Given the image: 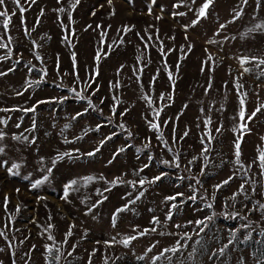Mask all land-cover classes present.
Returning <instances> with one entry per match:
<instances>
[{"label": "rangeland", "instance_id": "374dc122", "mask_svg": "<svg viewBox=\"0 0 264 264\" xmlns=\"http://www.w3.org/2000/svg\"><path fill=\"white\" fill-rule=\"evenodd\" d=\"M203 2L79 0L73 9L70 0H36L34 4L20 0L25 8L22 22L17 7L5 0L0 10L6 9L11 20L7 28L0 23V42L8 45L0 48V57H8L0 59V72L6 73L0 76V109L20 110L0 111V120L7 121L0 123V131L5 133L0 140L4 148L0 161H7V167L12 163L20 167L13 170L15 175L0 167V230L5 233L0 236V264H47L49 260L52 264H170L169 258L171 264L264 263V212L250 211L257 201L264 203V175L258 159L264 151V108L247 119L264 105V64L257 67L258 61L240 62L243 57L264 59V31H249L264 23V0H247L246 4L243 0H213L206 17L192 25ZM60 8L65 11H55ZM234 9L243 11L233 21ZM221 24L226 27L220 29ZM125 26L131 31L125 32ZM101 33L107 35L102 38ZM161 47L166 55L161 54ZM100 49L97 62L94 57ZM137 57L142 58L138 61ZM41 77L38 86L25 91L26 80ZM237 84L243 87L238 90ZM73 88L83 98L78 99ZM161 93L163 100L159 99ZM245 93V120L240 121L239 100ZM61 97L68 99H52ZM89 99L95 108H88ZM41 100L51 102L37 104ZM33 105L35 112L22 111ZM85 108L86 113L72 119ZM155 111H159L158 118ZM206 120L211 123L206 125ZM148 121L158 123L159 130L150 128ZM241 123L247 124V130L239 127ZM217 128L221 130L217 132ZM161 135L163 140L158 138ZM107 136L112 138L99 152L86 155ZM238 138L243 168L235 164L234 141ZM204 147L209 149L204 153L207 162L201 155ZM120 148L125 150L113 159ZM64 152H72V158L53 165L56 155ZM165 160L170 163L164 164ZM47 168H52L51 173L44 170ZM233 173L238 174L229 184L218 190L213 187ZM161 174L159 181L148 183ZM45 175L47 181L31 188ZM88 176L95 179L85 182L83 178ZM116 177L125 183H109ZM73 179L79 181L74 186L77 190L62 199L64 185ZM140 179L146 180L143 187ZM245 180L249 181L245 192L238 193ZM190 185L196 189L195 201L188 199L193 195ZM141 191L144 195L137 200ZM176 193L183 197L165 202V197ZM233 193H238L235 200L229 199ZM172 203L178 207L167 220ZM124 205L127 209L117 213ZM214 213L197 236L198 227L188 221ZM225 213L239 215L230 219ZM153 216L160 224L151 222ZM49 224L53 227L45 231ZM152 227L157 231L137 235ZM69 228L72 234L64 243ZM237 229V239L224 254L212 257L228 243L229 230ZM185 232L192 236L187 247L153 262L152 257L175 246L177 240L183 244ZM49 235L54 239H48ZM134 235L137 239L127 247L119 243ZM45 245L53 248L51 256ZM152 245L155 247L147 252ZM57 254L58 262L53 259Z\"/></svg>", "mask_w": 264, "mask_h": 264}, {"label": "snow or ice", "instance_id": "6c2138e0", "mask_svg": "<svg viewBox=\"0 0 264 264\" xmlns=\"http://www.w3.org/2000/svg\"><path fill=\"white\" fill-rule=\"evenodd\" d=\"M11 2L17 7V9L19 10V12L21 13L22 22H23V13L25 12V8L22 7V6L20 5V0H11ZM35 2H36V0H31V3L34 4ZM57 2L59 3L60 0H57ZM108 2H109V4H111L112 0H108ZM181 2H183V0H181ZM194 2H195V0H193V3H194ZM258 2H259V0H258ZM78 3H79V0H74V2H72V0H70L71 7H72L73 9L76 7V5H77ZM212 3H213V0H204V2L202 3V5H201V6L197 9V11H196L197 18L191 22L192 25L197 24V23L199 22V19H200V18L206 17V15H207V9L210 7V5H212ZM243 3L246 4V3H247V0H243ZM4 5H5V0H0V8H3ZM175 6H178V5H174V7H175ZM55 11L63 12V11H65V9H64V8H60V9H55ZM242 11H243V9H240L239 11H237V10H235V9L233 10V21L236 20V19H238V18L240 17V15L242 14ZM42 13H43V10H41V14H42ZM13 14H14V13H13ZM178 14H179V15H185V13H178ZM68 15H69V20H71V13L69 12ZM93 15H95V13H93ZM0 17H4V18H5V19H3V20H0V23H2L3 26H4L5 28H7V27H8V24H9V22H10V20H11V16L9 15V12H8L6 9H4V10H0ZM158 18H159V17H158ZM230 22H232V21H230ZM88 27H91V25H89ZM96 27H97V28H100V25H97ZM185 27L187 28L188 26L186 25ZM225 27H226L225 24H221V25H220V29H223V28H225ZM257 29H259L260 31H264V23L256 24L253 28L249 29V31H250V32H251V31H256ZM123 30H124L125 32H127V31H131V29L128 28L127 26H125ZM218 32H219V29L217 30V33H218ZM106 35H107V33H101V37H102V38H103V36H106ZM138 35H139V34H138ZM0 39H2V38H0ZM141 39H143V37H141ZM185 39H187V37H185ZM9 40H10V38H9ZM65 40H66V41L68 40V37H67V36H65ZM149 40H151V36H149ZM208 42H209V43H216L215 40H209ZM6 47H8L7 44L0 42V48H6ZM191 47H192L191 45L188 46L189 50L191 49ZM145 48H147V43L145 44ZM10 51H11V50L9 49V52H10ZM102 51H103L102 49L98 50L97 53H96V56L94 57V59H95L97 62L101 59V52H102ZM160 51H161V54H162V55H166V54L164 53V51H163V47H161ZM169 51H171V49H169ZM206 51H207V50H206ZM74 55H75V54H73V58H74ZM104 55L106 56V55H108V53H104ZM7 58H8L7 56H5V57H0V59H7ZM141 58H142V57H137V60L139 61ZM37 59H40V57L37 56ZM211 59H212V57L209 55V56H208V61H211ZM249 60H252V61H258V63H257V67H259V65L264 64V59L259 58V57H257V56H252V57H250V58H249V57H243V58H241V59H240L241 65L247 63ZM204 63H207V61H205ZM121 67H123V65H122ZM178 67H179V65H177V68H178ZM9 71H12V69H9ZM134 71H142V69H134ZM202 71H203V68H202ZM244 71L247 72V71H250V69L245 68ZM43 72H44V76H46V75H47L46 70H43ZM96 74L98 75V65H97ZM3 75H6V73L0 72V76H3ZM168 78H169L170 81L172 80V73H171V71L168 72ZM78 79H79V78H78V76H77V80H78ZM154 79H155V78H154ZM42 80H43V77H41V80H26L25 83H26L27 87L25 88V91H27L28 88H31V87L34 86V85L38 86V85L42 82ZM153 82H154V81H153ZM173 83H174V81H173ZM87 86L90 88V87H91V83H88ZM236 86H237V89H238V90H239L240 88L243 87L242 85H239V84H237ZM85 90H86V89H85ZM71 91H73V92L76 93V96H77L78 99L83 98V97H81L80 93L76 91L75 88L71 89ZM22 94H23L22 92H17V95H22ZM244 97H246V93H245V94H241V97H240V100H239L240 107H239V109H238V113H237V115H238L240 121H244V120H245L246 110H245V108H244V104H245V99H244ZM144 98L148 100V103H149V104L152 103V101H151V99H150L149 97H144ZM164 98H165V97H164V94L161 93L159 99L163 100ZM52 99H53V100H58L59 102H63L64 100L68 99V97L52 98ZM113 99H116V98L114 97ZM169 99H171V97H169ZM49 102H51V101H43V100H41V101H37V104H43V103H49ZM102 102H103V101H101V103H102ZM185 107H187V105H185ZM88 108H95V105L92 104V102H91L90 99H89V103H88ZM88 108H85V109H84V112H77V113H76V116L72 117V119H76V117L82 116L84 113H86V112L88 111ZM262 108H264V105H260L259 107H257V108L255 109V111H253V112L251 113V115H249V116L247 117V119H248V120H251L253 117L256 116L257 112L261 111ZM17 110H20V109H16V108H12V109H7V108H5V109H0V111H4V112H8V111H17ZM22 111H24V112H26V113H27V112H35V111H36V105H33V106L30 107V108H24V109H22ZM112 111H113V114H115V111H116L115 106H113ZM125 111H127V109H126ZM154 114H155V116H156L157 118L159 117V111H155ZM121 115H124V113H121ZM109 122H111V120H109ZM0 123H5V124H6L7 121H5V120H0ZM148 123H149V127H150V128H152V129H154V130H157V131L159 130V124H158V123H156V122H152V121H148ZM165 123H167V121H165ZM209 123H211L210 120H206V121H205V124H206V125L209 124ZM16 126H17V127H20L19 124H17ZM33 127H35V125H33ZM65 127H68V125H66ZM100 127H101V125L98 124V125L96 126V130L98 131V130L100 129ZM120 127L123 128L124 126L121 124ZM239 127H240L241 129L247 130V124H246V123H241ZM220 130H221L220 128H217V129H216L217 132H219ZM235 130H236V129H234V131H235ZM173 131L175 132V129H174ZM187 134H188L187 132L184 133L185 136H186ZM4 135H5V133L2 132V131H0V140H2V139L4 138ZM112 135H115V133H113ZM131 135H132L131 132H129V136H131ZM208 135H209V140H211V135H210V133H209ZM80 138H81V137H77V139H80ZM111 138H112V136H107V137H105L104 140H101V141H100V146L96 147V148L94 149V151L86 153V155L89 156V157L94 156L97 152L100 151V147H102V146L104 145V143H105L107 140H110ZM158 138L161 139V140H163L162 135H161L160 137H158ZM241 138H242V137H241ZM241 138H238L236 141H234L235 157H236V159H235V164L240 165V167L243 168L244 165L242 164V162H241V160H240L241 152H240V143H239V139H241ZM14 139H20V137H14ZM25 139H26V138H25ZM261 139H264V137H262ZM64 142H65V143H71V141H68V140H65ZM164 143L167 144L166 141H165ZM201 143H203V139H202ZM145 147L147 148L148 145L146 144ZM124 150H125L124 148H120V149H118L117 152L113 154V159H115V156L118 155L119 152H122V151H124ZM168 150L171 151V149H168ZM76 151L78 152L79 150L77 149ZM137 151H140V150L137 149ZM208 151H209V149H208L207 147H204V148L202 149L201 155L204 156V153H206V152H208ZM3 152H4V148H3V147H0V153H3ZM65 157L72 158V152H64V153H59V154H57L56 157L54 158V160L52 161L53 165H55V163H56L57 161L63 160ZM149 159H151V157H149ZM193 159H195V157H194ZM207 159H208L207 156H204V160H205L206 162H207ZM258 159H259V161H260L259 166H260V168H261V174L264 175V151H260V154H259ZM41 160H43V158H41ZM255 162H256V161H253V163H255ZM108 163H112V160H110ZM163 163H164V164H169L170 162L165 160V161H163ZM191 163H192V161H189V164H191ZM7 164H8L7 161H0V167H7ZM19 167H20L19 164H17V163H12L10 167H7V171L9 172V174L15 175V174H17V173L14 172L13 170H14V169L18 170ZM144 167L146 168V167H148V165L146 164V165H144ZM175 167L178 168V167H179V164L176 163V164H175ZM248 168L250 169V168H251V165H248ZM44 170L47 171L48 173H51L52 168H47V169H44ZM142 170H143V169H141L140 171H142ZM203 172H204V169L202 168V169H201V174H203ZM137 174H138V173H137ZM237 174H238V173H233V175H230L227 179L221 181L219 184H216V185H214L213 187H214L215 189H217V190L220 189V188H222L223 186L229 184V182H230V181L233 179V177H234L235 175H237ZM162 175H163V174H161V175H159V176H155V177H153L151 181H148V183H155L156 181H159V180L161 179V176H162ZM83 179H84L85 182H88V181H91V180H93V179H95V178L92 177V176H88V177H84ZM101 179H103V177H101ZM180 179H183V177H180ZM47 180H48V176L45 175V176H43L42 179H38V180H36L34 183H32V184H31V188H36V187H38L40 184H43V183H44L45 181H47ZM145 182H146L145 179H140V180L138 181V183H139V185H140L141 187H143V185L145 184ZM78 183H79V181H78L77 179H73V180L69 181L67 184H65V185H64V196L62 197V199L67 200L68 195H69V192H70V191H75V190H77L74 186H76ZM109 183H111L113 186H115V185H117L118 183H125V181H123L120 177H116L115 179H113V180L110 181ZM127 183H132V184H133V187H135V182H131V181H129V182H127ZM197 183H199V180H197ZM246 183H249V181H248V180H245V182L242 183V184L240 185V187H239V189H238V193H244V192H245V184H246ZM251 183L254 184L255 182L252 181ZM190 188H192V190H193V195L190 196L188 199L195 201V200L197 199V196L195 195L196 189H195V187L192 186V185H190ZM106 190H108V189H106ZM17 191H19V190L17 189ZM253 191H255L254 188H253ZM238 193H233V196L230 197L229 199H231V200H235V198H236V196H237ZM129 195H131V194L129 193ZM143 195H144V192L141 191V192L139 193V195L136 197V199H137V200L140 199V197H142ZM177 197H183V193H176L175 195L167 196V197H165L164 199H165V202H168V201H173V202H174V201L177 200ZM213 198H214V197H213ZM134 202H135V201H130V203H134ZM183 202H184V201L181 200V203H183ZM6 203H7V197H5V204H6ZM206 206H207L208 208H212V204H207ZM225 206H227V204H225ZM127 207H128L127 205H124L123 208H119V209H117L116 211H117V213L122 212V211H125V210L127 209ZM177 207H178V205H177L176 203H172V204H171V207H170L169 211L166 213V219H167V220H170V219L172 218V215H173V211H172V209H175V208H177ZM257 209L262 210V212H264V203H260L259 201H257L256 205H254L253 209H250V211H252V210H257ZM89 211H91V209H89ZM214 215H215V213H214L213 215L206 216L204 219H197V220H195L194 222H193V221H188V223H189V224L195 223V225H196V226L198 227V229H199V231H197L195 234H196L197 236H199V234H200L201 232H203V231L205 230V228L208 226L206 222H207V221H211V220L213 219V216H214ZM224 215L227 216V217L230 218V219H234V218H235L236 216H238L239 214H238V213H235V214H228V213H225ZM151 222H152L153 224H160V220H159V218H158V217H155V216H153ZM115 225H116V214L113 215V227H115ZM248 226H249V225H243L242 227L247 228ZM51 227H53V226H52L51 224H49V225L47 226V228L45 229V231H47V230L50 229ZM176 227L179 228V227H181V225H176ZM133 231H136V229H133ZM149 231H151V232H155V231H157V229H156V227H152L151 229H147V228H146V229H144L143 232H137V235H138V236H143V235H146ZM237 231H238V229H237V230H229V232H230V237H231V238L228 240V243H227V244H224L223 247L219 248L216 252H214V253L212 254V257H216V256H219V255H223V254H224V252H225V250L228 248V246H229L230 244H232L233 241H234L235 239H237V235H236ZM71 234H72V233H71V228H69V231L65 234V241H64V243H67V237L70 236ZM163 234H164V233H161V235H163ZM4 235H5L4 231H3V230H0V236H4ZM137 235H134V236H126V237H124L123 239H121V240L119 241V243H121V244H123L125 247H127V246L130 244V242H131L132 240L137 239ZM169 235H172V233H169ZM5 239H7L6 236H5ZM48 239L51 240V239H54V238H53L51 235H49V236H48ZM181 239L185 241L183 244L181 243L180 240H177L176 243H175V246L170 247V248H164V249L159 253V255L152 257L153 262H155L156 260H159V259H161L162 257H164V256H165V253L171 252V253H173V254H176L177 252H180L181 249H183V248H185V247L188 246V245H187V241L191 240V239H192V236H190L188 233L185 232V233H183V235L181 236ZM112 241L115 242V237L112 238ZM105 243H109V242L106 241ZM33 247H35V246H33ZM73 247H74V246H73ZM154 247H155V245H152V247H149V248L147 249V252H151L152 249H153ZM45 249H46L48 255L51 256V255H52V252H53V248H52V247H49L48 245H45ZM0 251H3V249H0ZM55 251H56L57 253H59V248H55ZM147 252L145 253V255H147ZM69 255H71V253H69ZM262 255H264V253H262ZM190 256H191V254H190ZM212 257H210V259H211ZM53 259H54L55 261L58 262L59 259H60V255H59V254L55 255V256L53 257ZM140 259H143V257H140ZM169 261H170V264H171V258H169ZM47 264H52V261H50V260L47 261ZM181 264H183V262H181Z\"/></svg>", "mask_w": 264, "mask_h": 264}, {"label": "trees", "instance_id": "16d2710c", "mask_svg": "<svg viewBox=\"0 0 264 264\" xmlns=\"http://www.w3.org/2000/svg\"><path fill=\"white\" fill-rule=\"evenodd\" d=\"M258 264H264V263H258Z\"/></svg>", "mask_w": 264, "mask_h": 264}]
</instances>
